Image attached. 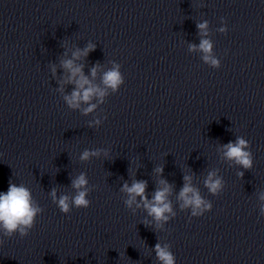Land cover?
Masks as SVG:
<instances>
[{
  "label": "clouds",
  "instance_id": "obj_1",
  "mask_svg": "<svg viewBox=\"0 0 264 264\" xmlns=\"http://www.w3.org/2000/svg\"><path fill=\"white\" fill-rule=\"evenodd\" d=\"M196 27L201 38L200 43L199 45L189 44V51H199L205 64L214 69H219L221 61L213 52L214 44L208 38V21L199 22ZM218 30L221 33H226V24ZM95 47V44L89 42L83 49L77 48L73 51L71 58L61 60V67L66 75L59 81L60 88L58 91L64 93V84L73 85L72 91L63 95V100L69 108L80 109L84 115L93 113L99 105L103 104L105 97L109 95V90L111 94H115L124 84L121 65L115 61H111L112 67L103 72L100 84L93 82L97 72L101 69L99 63L91 68L90 76L84 74V65L77 63V61L87 57L89 52L93 51ZM52 72L55 75L56 69L54 66L52 67ZM82 105L87 106L82 108ZM103 119L105 120L107 117L105 116ZM101 123L102 120L96 118L89 122V127H98ZM249 149L250 142L243 136H237L234 142L230 141L218 147V151L222 153L224 160L231 161L244 170H249L253 167V154ZM101 154L105 157L109 155L105 149H85L80 154L79 159L86 162L93 157L101 156ZM129 171L131 173L132 169L130 168ZM154 172L157 175H161L163 168L157 167ZM237 175L243 177L244 172L240 171ZM192 180V175H184L183 187L177 195V201L181 211L190 210L191 217H199L205 212L211 211L213 205L209 200L202 197L199 189L193 185ZM147 187V181L144 180L134 179L131 184L124 182L120 189L127 196L124 204L133 213H135L136 209L143 208L147 215L151 217V221L145 219L143 223L152 226L154 230H163L164 226L177 215L169 199L173 192V185L169 184L167 180L160 179L151 199L147 195ZM204 187L213 196L219 195L223 191L225 182L218 174V170L212 169L208 171L204 180ZM71 188L74 192L72 195L65 193L58 195L56 188H53L49 193L52 202L64 214H68L73 207L88 208L91 204L87 197L93 189L89 187L86 173L81 172L72 178ZM259 201V212L261 216H264V193L259 195ZM133 205H135V208H133ZM42 212L43 208L40 207L37 200L33 197L31 189L24 184L17 185L10 180L7 191L0 192V235L7 238H11L17 233L21 238L27 236L34 227L37 216ZM3 243L4 239L0 238V245H3ZM153 251L158 264H176L171 245L169 243H161L159 236H157V243Z\"/></svg>",
  "mask_w": 264,
  "mask_h": 264
}]
</instances>
